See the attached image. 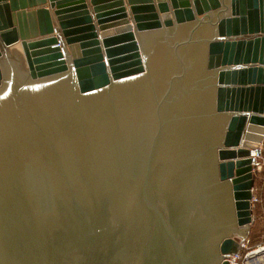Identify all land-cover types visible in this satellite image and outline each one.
<instances>
[{"label": "water", "instance_id": "1", "mask_svg": "<svg viewBox=\"0 0 264 264\" xmlns=\"http://www.w3.org/2000/svg\"><path fill=\"white\" fill-rule=\"evenodd\" d=\"M264 142V0H0V264H229Z\"/></svg>", "mask_w": 264, "mask_h": 264}, {"label": "rangeland", "instance_id": "2", "mask_svg": "<svg viewBox=\"0 0 264 264\" xmlns=\"http://www.w3.org/2000/svg\"><path fill=\"white\" fill-rule=\"evenodd\" d=\"M260 165L254 171L253 194L256 201L252 205L253 221L248 227L250 244L264 240V142L261 145Z\"/></svg>", "mask_w": 264, "mask_h": 264}, {"label": "built area", "instance_id": "3", "mask_svg": "<svg viewBox=\"0 0 264 264\" xmlns=\"http://www.w3.org/2000/svg\"><path fill=\"white\" fill-rule=\"evenodd\" d=\"M261 148L258 154L254 155L252 167L253 172L256 167L260 165L259 157L261 155ZM256 201L253 194L251 199V204ZM237 250L233 253H226L224 259L227 260L229 264H264V240L256 241L254 244H250L249 239H237Z\"/></svg>", "mask_w": 264, "mask_h": 264}, {"label": "bare ground", "instance_id": "4", "mask_svg": "<svg viewBox=\"0 0 264 264\" xmlns=\"http://www.w3.org/2000/svg\"><path fill=\"white\" fill-rule=\"evenodd\" d=\"M255 154H258V151L256 150Z\"/></svg>", "mask_w": 264, "mask_h": 264}]
</instances>
